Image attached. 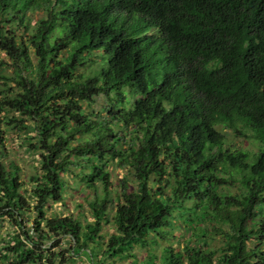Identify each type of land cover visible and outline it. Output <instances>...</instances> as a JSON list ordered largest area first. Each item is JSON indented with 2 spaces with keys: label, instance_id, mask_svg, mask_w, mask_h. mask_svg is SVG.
I'll list each match as a JSON object with an SVG mask.
<instances>
[{
  "label": "trees",
  "instance_id": "1",
  "mask_svg": "<svg viewBox=\"0 0 264 264\" xmlns=\"http://www.w3.org/2000/svg\"><path fill=\"white\" fill-rule=\"evenodd\" d=\"M18 124L40 173L0 161V264L77 256L107 222L104 256L130 264H264V0H0V159ZM109 163L135 185L113 194ZM74 164L93 191L83 226L46 215Z\"/></svg>",
  "mask_w": 264,
  "mask_h": 264
},
{
  "label": "rangeland",
  "instance_id": "2",
  "mask_svg": "<svg viewBox=\"0 0 264 264\" xmlns=\"http://www.w3.org/2000/svg\"><path fill=\"white\" fill-rule=\"evenodd\" d=\"M42 13L39 10L33 11L30 13V23L31 25L35 23L36 19L40 17ZM2 69V68H1ZM106 103L105 96L96 97L95 102L92 105L93 111L101 110V107ZM103 113V112H102ZM25 124L29 122L26 120L24 121ZM31 125V122L29 123ZM223 133L226 136V141L229 145H242L246 144L247 140L244 137H241L237 132L230 130V129H223ZM34 132L29 131L28 129H21L20 125L14 129H8L5 132V140H4V155L1 157L0 161L7 165L9 163H14L19 167V176L21 181L27 182L28 177L40 173L39 168V149H34L33 146H30L28 137L34 136ZM28 142V143H27ZM69 173H61L60 176L64 183V201L65 206H62L60 203L53 204L50 208L47 209L46 215L48 217H60V216H70V217H77V219L81 222L82 226L87 221H91V212L88 209L87 201L92 199L93 191L89 188H86L84 181L81 179V172H83L82 168L79 164L71 165ZM86 171V170H84ZM108 171L110 172V181L112 182V192L115 194L120 190V187L127 183L130 186L135 185V181L133 177L126 172L124 168H117L114 163L108 164ZM25 186V185H24ZM225 190H228L232 193L237 191V187L231 185H224ZM110 216V215H109ZM29 221L27 222L30 225L32 219L35 217V212L31 209H28L24 216ZM4 219L1 232H7L10 229L6 218ZM115 230L114 225L112 222H107L102 225L100 230V234L102 239L100 240V245L97 248H94V245L89 241L86 244L87 248L80 249L78 252L79 254L74 257H80L79 259L82 260L81 264H92L90 251L93 253V262L95 264H130L131 259L128 257H116V258H109L105 257L103 253V249L106 247V240L108 239L109 235L113 233ZM173 233L176 234V237L179 239L177 242L173 239V236H167L164 238H158V245L153 247L155 253H159L161 246L171 244L175 247L177 244H180L181 238L186 236L184 227L178 223L176 228L173 230ZM60 248L62 250L67 249L70 246V242L67 238L63 237L60 241ZM208 247L210 249L218 250L222 239L219 234H214L207 240ZM58 248H53L49 256L47 254L46 257L49 258V262L43 264H72L71 258L64 255V257L58 256L57 250ZM147 250L140 248L139 246H134L132 249V253L137 258H144L146 255ZM63 259L65 260L64 263L60 262Z\"/></svg>",
  "mask_w": 264,
  "mask_h": 264
},
{
  "label": "crops",
  "instance_id": "3",
  "mask_svg": "<svg viewBox=\"0 0 264 264\" xmlns=\"http://www.w3.org/2000/svg\"><path fill=\"white\" fill-rule=\"evenodd\" d=\"M79 258L80 257H74L73 256V257H71L70 260H71V262H73L72 264H81L82 263V260H80ZM91 262H92V264H94L92 258H91Z\"/></svg>",
  "mask_w": 264,
  "mask_h": 264
},
{
  "label": "built area",
  "instance_id": "4",
  "mask_svg": "<svg viewBox=\"0 0 264 264\" xmlns=\"http://www.w3.org/2000/svg\"><path fill=\"white\" fill-rule=\"evenodd\" d=\"M44 263V261L43 262H40V263H38V264H43Z\"/></svg>",
  "mask_w": 264,
  "mask_h": 264
}]
</instances>
